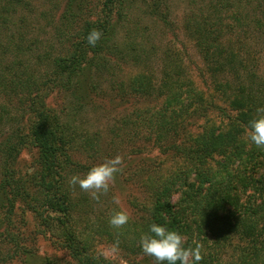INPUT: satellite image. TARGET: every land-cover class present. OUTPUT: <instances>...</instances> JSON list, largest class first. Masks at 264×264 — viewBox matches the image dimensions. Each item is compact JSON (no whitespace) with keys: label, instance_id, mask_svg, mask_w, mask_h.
<instances>
[{"label":"trees","instance_id":"obj_1","mask_svg":"<svg viewBox=\"0 0 264 264\" xmlns=\"http://www.w3.org/2000/svg\"><path fill=\"white\" fill-rule=\"evenodd\" d=\"M171 8L0 0V264H118L94 251L97 238L142 253L153 223L180 233L185 247L202 245L199 264H264V148L246 134L264 108V0H184L178 25ZM93 28L102 32L95 47ZM176 28L198 54L200 82L167 36ZM114 101L124 112L88 124ZM26 146L35 154L23 167ZM127 148L132 159L156 149L172 168L161 172L147 156L153 171L126 175L146 198L115 229L111 187L95 201L68 181ZM19 205L71 262L36 254L14 222Z\"/></svg>","mask_w":264,"mask_h":264},{"label":"rangeland","instance_id":"obj_2","mask_svg":"<svg viewBox=\"0 0 264 264\" xmlns=\"http://www.w3.org/2000/svg\"><path fill=\"white\" fill-rule=\"evenodd\" d=\"M60 1L61 0H59V4ZM170 2L172 7L171 17L175 19V23L178 25L184 7V0H170ZM176 30V35L173 36L172 32L169 30L167 36L172 39L171 41L174 42L175 45L178 46L183 53L186 66L193 78L197 82H200L203 75L201 74L202 64L198 57V54L192 47L190 41L184 37L180 29L176 28ZM260 73L264 75V56H262L261 59ZM57 98L56 96H52L50 99H48V102L54 106H57ZM115 104L117 106H115ZM122 111L124 112V108H122L121 103H119L118 101H114V104L106 102L99 111H96L94 113L90 112L88 116V124L92 123L93 126L97 127L106 123H110L114 120V117H117ZM128 151L129 148L125 149L124 151L121 149H115L111 152L112 158L117 155L123 157V166L122 171L118 172L115 175V182L110 187L113 193V198L117 197L120 201L119 204L115 203L118 210L127 212L130 218H133L141 213V211H139L138 209L140 205H142V203L145 201L146 195L136 183L132 181H126V175H130L142 165L146 169L153 171L154 166L152 167V164H146L148 163L147 156H150L149 160L153 163V165L161 161L163 162L161 172L168 171L172 168V166L170 161L165 159V157L156 149L152 150L147 155H145L144 153L141 155V157L137 156L133 159L129 158L130 156L128 154L130 153ZM34 154V148H32L31 146L23 147L18 157L20 165L23 167L31 165ZM23 206L21 205L20 207L19 205L15 209L13 215L14 222L16 225H19L21 227L24 233H22V235L28 236L32 239L28 241L33 242L36 254L39 256L55 258L56 260L63 263L67 261L71 262L66 250L59 246V244L55 240H53V237L48 232L40 229V226L35 220L34 215ZM113 244V241L101 237L97 238V240L94 242L93 249L95 252L97 251L101 253L104 257L118 264H156L151 259V257H148L143 253L129 251L122 245H118V251L116 253H112L110 249Z\"/></svg>","mask_w":264,"mask_h":264},{"label":"clouds","instance_id":"obj_3","mask_svg":"<svg viewBox=\"0 0 264 264\" xmlns=\"http://www.w3.org/2000/svg\"><path fill=\"white\" fill-rule=\"evenodd\" d=\"M102 32L93 28L86 39L89 45L95 47L100 40ZM260 115L249 122L247 131L248 139L258 148H264V108L257 109ZM123 157L120 155L105 160V162L93 166L86 175H72L68 181L72 187L88 193L91 199L100 200L101 195H106L110 186L115 182V175L122 171ZM114 203L119 204L117 197L113 198ZM130 216L127 212L115 211L109 224L115 229L124 227L129 222ZM149 233L141 236L140 246L142 253L154 258L156 264H199L203 259L202 245L185 247V238L175 230L153 223L150 225ZM110 251H118V241L113 244Z\"/></svg>","mask_w":264,"mask_h":264}]
</instances>
